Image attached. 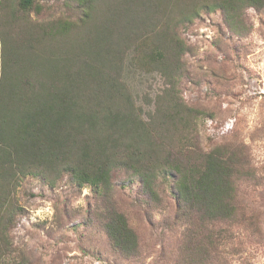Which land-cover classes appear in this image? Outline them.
I'll return each mask as SVG.
<instances>
[{
  "label": "trees",
  "instance_id": "obj_1",
  "mask_svg": "<svg viewBox=\"0 0 264 264\" xmlns=\"http://www.w3.org/2000/svg\"><path fill=\"white\" fill-rule=\"evenodd\" d=\"M41 1L18 5L40 11ZM74 1L81 31L72 54L55 64V58L35 61L18 78L0 57V264L23 210L12 193L27 175L50 186L66 180L91 187L88 218L120 253L138 254L141 238L119 205L117 174L137 186L135 199L148 206L172 199L176 219L187 224L189 253L204 255L192 260L207 264L235 238L230 225L237 216L240 222L239 186L252 172L232 146L201 143L203 111L181 91L189 52L182 29L206 10L221 11L241 32L244 10L262 8L264 0H68L69 7ZM2 48L0 39V54ZM132 69L160 73L164 87L154 96L135 92L125 77Z\"/></svg>",
  "mask_w": 264,
  "mask_h": 264
},
{
  "label": "rangeland",
  "instance_id": "obj_2",
  "mask_svg": "<svg viewBox=\"0 0 264 264\" xmlns=\"http://www.w3.org/2000/svg\"><path fill=\"white\" fill-rule=\"evenodd\" d=\"M67 1L44 0L40 11H29L18 5L19 0H0V57L10 65L13 77L32 68L35 61L55 58V64L71 53L81 20L77 2L69 7ZM243 19V30L235 32L221 11L204 10L182 29L189 52L184 57L187 71L181 91L187 104L203 111L198 119L201 143L206 149L232 146L252 172L239 186L240 222L237 216L230 225L235 238L219 245L205 260L207 264H264V6L245 9ZM141 72L132 69L125 73L135 92L154 96L164 87L160 73ZM41 76L39 69L38 78ZM114 183L119 205L141 238L138 254L120 253L102 226L88 218L94 198L91 187L74 188L66 180L50 186L27 175L12 193L23 210L3 263L200 264L192 256L202 259L204 255L198 249L189 253L183 240L187 224L176 219L172 199L148 206L135 199L134 183L123 184L120 174ZM84 220L88 223L83 224Z\"/></svg>",
  "mask_w": 264,
  "mask_h": 264
}]
</instances>
